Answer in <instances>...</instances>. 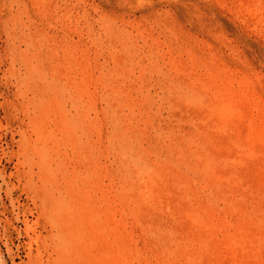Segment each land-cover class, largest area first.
<instances>
[{"label":"bare ground","instance_id":"obj_1","mask_svg":"<svg viewBox=\"0 0 264 264\" xmlns=\"http://www.w3.org/2000/svg\"><path fill=\"white\" fill-rule=\"evenodd\" d=\"M64 3L11 0L12 16H60ZM30 22L20 33L27 49L36 48L33 57L20 52L33 93L24 104L31 132L22 139L55 264H93L105 254L98 243L121 226L137 231L145 247L151 241L159 256L184 249L192 262L217 239L243 244L242 228L224 230L221 215L249 213L238 159L218 139L229 108L222 93L172 67L157 38L108 19L99 28L89 23L92 49L82 52L93 87H67L45 72L51 39L45 29L35 36Z\"/></svg>","mask_w":264,"mask_h":264},{"label":"rangeland","instance_id":"obj_2","mask_svg":"<svg viewBox=\"0 0 264 264\" xmlns=\"http://www.w3.org/2000/svg\"><path fill=\"white\" fill-rule=\"evenodd\" d=\"M65 2L68 9L60 16H12L16 5L0 0V264H55L57 257L22 139V131L31 132L24 104L33 93L20 52L24 48L33 57L36 48L27 49L20 33L28 32L31 20L35 36L46 30L51 41L43 48L45 72L86 91L94 85L83 74L82 52L92 49L88 25L99 28L107 19L126 22L148 40L157 38L172 67L205 80L225 97L231 108L218 139L223 137L238 159L241 202L249 213L223 211L224 230L242 228L244 243L229 246L217 239L196 262L184 249L159 256L151 241L145 247L137 231L131 236L121 226L117 236L98 243L96 252L105 254L93 264H264V0Z\"/></svg>","mask_w":264,"mask_h":264}]
</instances>
